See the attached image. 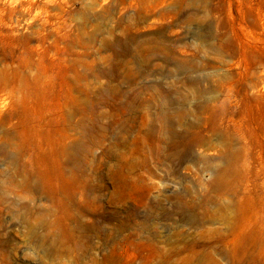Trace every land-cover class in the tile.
I'll return each mask as SVG.
<instances>
[{"label":"rangeland","instance_id":"rangeland-1","mask_svg":"<svg viewBox=\"0 0 264 264\" xmlns=\"http://www.w3.org/2000/svg\"><path fill=\"white\" fill-rule=\"evenodd\" d=\"M0 264H264V0H0Z\"/></svg>","mask_w":264,"mask_h":264},{"label":"bare ground","instance_id":"bare-ground-1","mask_svg":"<svg viewBox=\"0 0 264 264\" xmlns=\"http://www.w3.org/2000/svg\"><path fill=\"white\" fill-rule=\"evenodd\" d=\"M162 104H163V101L160 103V106L155 111V113H149L147 115H144V117L142 116L143 117V120H142L143 129L140 131V134H138V141H140V147L142 149V154L144 155V158H143L144 160L142 162L143 168H149V165L147 163V155L148 153H152V151L154 150V147L159 148V145L163 141L162 133L166 132V134L170 136L175 135V131L173 127L174 118L170 112L165 111V108L162 107ZM164 105L169 107L172 105V101H166ZM135 114L137 113L134 111H131V114H128L130 115V118L127 119L124 124L128 125V123H132L134 120ZM119 136L120 137H119V144H118V152H119V155H122L123 154L122 150H124V148L132 141L131 139L128 140L129 137L131 136V131L129 129L127 130L125 129L121 131ZM149 139L153 140L155 144L154 145L147 144L146 141ZM114 151L115 150L113 149L107 151V155L112 156ZM100 167L95 172L97 183L94 186H92V190H95L96 192H99L102 188L101 181H102L103 176L100 172ZM133 169H134V166L132 164H130L129 166L127 164L126 171L123 172L124 176H130V173H132ZM149 173H151L150 170H149ZM217 179H219V177H217ZM96 202H100L99 197H96Z\"/></svg>","mask_w":264,"mask_h":264}]
</instances>
